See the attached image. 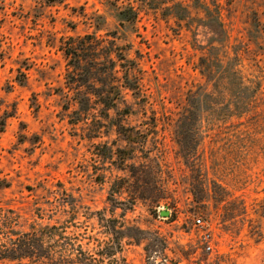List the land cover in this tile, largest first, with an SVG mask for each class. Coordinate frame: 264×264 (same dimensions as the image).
<instances>
[{
    "label": "rangeland",
    "instance_id": "obj_1",
    "mask_svg": "<svg viewBox=\"0 0 264 264\" xmlns=\"http://www.w3.org/2000/svg\"><path fill=\"white\" fill-rule=\"evenodd\" d=\"M129 9L134 23L120 25L116 13ZM205 9L210 17H204ZM89 34L105 44L112 41L113 50L140 70L135 75L147 118L123 120V131H155L162 157L164 200L136 201L125 218L163 236L166 257L179 264H264V0H0V206L29 218L37 207L48 213L50 192L64 191L65 198L79 202L81 221L89 217L94 226L97 213L109 216V174H121L109 165L104 145H123L114 132L115 119L73 125L71 102L65 110L61 47L69 37ZM223 34L228 50L240 53L247 85L256 88L248 99L258 113L218 125L207 117L195 163L200 158L204 184L214 191L219 179L236 201L223 209L210 201L201 209L192 203L190 188L203 196V187L180 158L172 132L180 113L190 115L188 91L205 82L197 70L203 48ZM117 67L119 77L126 67L134 68L126 62ZM88 130L96 136L87 138ZM161 211L168 216L161 217ZM123 255L130 264H141L143 245L125 246Z\"/></svg>",
    "mask_w": 264,
    "mask_h": 264
},
{
    "label": "trees",
    "instance_id": "obj_2",
    "mask_svg": "<svg viewBox=\"0 0 264 264\" xmlns=\"http://www.w3.org/2000/svg\"><path fill=\"white\" fill-rule=\"evenodd\" d=\"M213 13L221 26L219 12ZM210 14L208 9L203 11L204 17H210ZM116 20L120 25L133 24L135 14L131 9L120 10ZM221 36L220 39L213 38L214 41L203 48L204 55L199 58L197 70L205 82L188 91L185 110L190 115L185 117V113H180L172 132L180 158L203 187L199 190L203 196L197 194L194 186L190 188L192 203L201 209L210 201L222 209L236 201L232 191L219 179L213 181L214 191L204 184L207 174L202 170L199 156V163H195L194 157L204 141L203 124L207 117L218 125L232 118H249L258 113L248 99L249 92L253 97L256 88H250L251 82L241 73L240 53L230 52L225 34ZM61 48L66 61L64 79L68 93L65 110L69 111L70 102L74 107L69 111V122L94 125L99 119H115L114 132L123 145L111 148L104 145V149L109 165L121 175L109 174V216L97 213L94 226L89 224V217L80 220L79 202L71 195L65 198L64 191L50 192L53 201L45 203L51 208L48 213L43 207H37L29 218L11 206H0V260L26 264H130L123 250L125 246L135 244L143 245L141 264H179L166 257L168 242L163 236L156 231L142 230L125 218V213L132 210L136 201L146 200L157 205L164 200L168 190L159 185L164 169L155 131L148 134L133 127H128L131 128L129 134L123 131V120L147 118V103L140 90L141 79L135 75L140 70L134 62L113 50L112 41L105 44L95 34L69 37ZM119 62L131 63L134 68L126 67L119 77L116 72ZM208 100L214 101L212 106L204 105ZM150 120L154 124V117ZM85 127L88 129L89 126ZM93 130L86 131L87 138L96 136ZM56 186L63 188L61 184ZM1 187L8 188V185ZM127 204V208L119 207ZM117 209L121 210L119 216L114 213ZM226 214L231 217L230 213ZM227 220L230 219L223 217V222Z\"/></svg>",
    "mask_w": 264,
    "mask_h": 264
},
{
    "label": "built area",
    "instance_id": "obj_3",
    "mask_svg": "<svg viewBox=\"0 0 264 264\" xmlns=\"http://www.w3.org/2000/svg\"><path fill=\"white\" fill-rule=\"evenodd\" d=\"M195 223L199 225V224H201V220L200 219H196ZM210 249H211L210 246L207 245L206 250H210Z\"/></svg>",
    "mask_w": 264,
    "mask_h": 264
},
{
    "label": "water",
    "instance_id": "obj_4",
    "mask_svg": "<svg viewBox=\"0 0 264 264\" xmlns=\"http://www.w3.org/2000/svg\"><path fill=\"white\" fill-rule=\"evenodd\" d=\"M160 216L161 217H167L168 216V213L167 212H164V211H161L160 212Z\"/></svg>",
    "mask_w": 264,
    "mask_h": 264
}]
</instances>
